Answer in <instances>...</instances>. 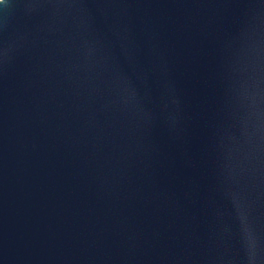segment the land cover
<instances>
[{"label": "water", "instance_id": "obj_1", "mask_svg": "<svg viewBox=\"0 0 264 264\" xmlns=\"http://www.w3.org/2000/svg\"><path fill=\"white\" fill-rule=\"evenodd\" d=\"M0 264H264V0H0Z\"/></svg>", "mask_w": 264, "mask_h": 264}]
</instances>
